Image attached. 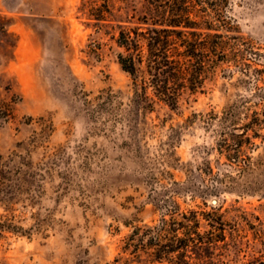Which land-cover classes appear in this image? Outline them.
Instances as JSON below:
<instances>
[{
	"label": "rangeland",
	"instance_id": "obj_1",
	"mask_svg": "<svg viewBox=\"0 0 264 264\" xmlns=\"http://www.w3.org/2000/svg\"><path fill=\"white\" fill-rule=\"evenodd\" d=\"M146 5L0 0V264H118L174 213L264 221V0H228L200 91L139 121L117 39Z\"/></svg>",
	"mask_w": 264,
	"mask_h": 264
},
{
	"label": "trees",
	"instance_id": "obj_2",
	"mask_svg": "<svg viewBox=\"0 0 264 264\" xmlns=\"http://www.w3.org/2000/svg\"><path fill=\"white\" fill-rule=\"evenodd\" d=\"M227 2L147 0L143 14L128 16L117 39L123 48L118 60L131 77L139 121L157 104L177 108L185 94L200 91L218 53L227 54L230 37L226 35L232 28L228 23L221 24L229 18ZM231 211L218 207L204 212L174 213L155 226L137 227L125 239L114 262L229 264L230 257L264 252V221L251 224L254 235L249 238L248 234L239 233L250 224L228 227L225 216ZM240 264H264V255H253Z\"/></svg>",
	"mask_w": 264,
	"mask_h": 264
}]
</instances>
